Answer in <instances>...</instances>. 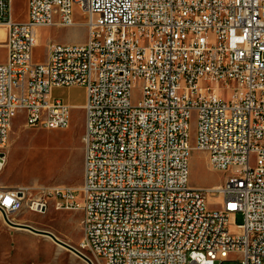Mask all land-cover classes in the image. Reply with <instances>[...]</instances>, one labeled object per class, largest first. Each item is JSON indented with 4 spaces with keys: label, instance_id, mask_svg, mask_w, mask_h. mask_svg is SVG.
Instances as JSON below:
<instances>
[{
    "label": "built area",
    "instance_id": "1",
    "mask_svg": "<svg viewBox=\"0 0 264 264\" xmlns=\"http://www.w3.org/2000/svg\"><path fill=\"white\" fill-rule=\"evenodd\" d=\"M28 5L20 22L13 0H0L8 54L0 63V174L16 114L25 113L26 127L66 129L75 106L53 90L81 85L84 175L79 188L0 184L6 224L34 227L21 218L81 210L77 250L87 264H264V0ZM75 7L88 41L51 44L48 59L36 62L39 27L80 25ZM194 149L229 173L223 184L189 185ZM239 212L244 223L236 225Z\"/></svg>",
    "mask_w": 264,
    "mask_h": 264
},
{
    "label": "rangeland",
    "instance_id": "2",
    "mask_svg": "<svg viewBox=\"0 0 264 264\" xmlns=\"http://www.w3.org/2000/svg\"><path fill=\"white\" fill-rule=\"evenodd\" d=\"M12 10L15 20L20 22L28 20V0H13ZM74 17L80 25L39 27L40 44L34 50L36 62L48 59L51 44H84L88 41L89 32L83 25L85 18L77 7L74 8ZM7 58L6 46H0V63H6ZM133 94V101L138 102L139 86ZM53 96L75 106L70 126L58 130L26 127L25 113L22 111L17 113L5 148L7 163L0 174L1 185L34 183L68 185L75 188L82 185L85 115L83 107L78 106L86 102V89L81 85L58 87L53 90ZM195 142L196 116L193 115L190 121L191 146H195ZM189 169V185L194 188L205 189L221 185L229 175L225 171L212 169L207 153L197 149L190 154ZM215 198L208 199L210 208L218 207L220 198ZM82 218L81 210L62 211L50 208L45 214L28 213L21 220L30 222L37 229L50 231L59 239L78 248L83 235ZM233 222L236 225L244 223V215L237 213ZM229 229L232 230V226H229ZM0 264H87V262L51 238L25 228L8 226L0 214Z\"/></svg>",
    "mask_w": 264,
    "mask_h": 264
},
{
    "label": "water",
    "instance_id": "3",
    "mask_svg": "<svg viewBox=\"0 0 264 264\" xmlns=\"http://www.w3.org/2000/svg\"><path fill=\"white\" fill-rule=\"evenodd\" d=\"M18 227L25 228V229H28L30 231H33V232H35L37 234H40V235H44L46 237H49L53 241H55L57 244H59L60 246H62L64 248H67V249L73 251L75 254H77V255H79L80 257L83 258L82 254L77 250V248H75L72 245L64 242L61 239H59L54 233H52L50 231L37 229V228L32 227V226H29V225H22V226H18Z\"/></svg>",
    "mask_w": 264,
    "mask_h": 264
},
{
    "label": "bare ground",
    "instance_id": "4",
    "mask_svg": "<svg viewBox=\"0 0 264 264\" xmlns=\"http://www.w3.org/2000/svg\"><path fill=\"white\" fill-rule=\"evenodd\" d=\"M1 34V33H0ZM38 44H40V40H38ZM78 107H83V105H80V106H78ZM11 129H12V127H11ZM4 169V168H3ZM2 169V170H3ZM2 172V171H1ZM211 199H214V197H210ZM215 200H216V198H215ZM17 228H21V227H17ZM26 230H28V229H26ZM49 238V237H48ZM83 256V258L86 260V257L84 256V255H82Z\"/></svg>",
    "mask_w": 264,
    "mask_h": 264
},
{
    "label": "snow or ice",
    "instance_id": "5",
    "mask_svg": "<svg viewBox=\"0 0 264 264\" xmlns=\"http://www.w3.org/2000/svg\"><path fill=\"white\" fill-rule=\"evenodd\" d=\"M6 203H8L9 201H5Z\"/></svg>",
    "mask_w": 264,
    "mask_h": 264
}]
</instances>
